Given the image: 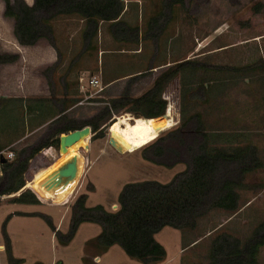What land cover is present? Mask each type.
I'll list each match as a JSON object with an SVG mask.
<instances>
[{"label":"rangeland","instance_id":"374dc122","mask_svg":"<svg viewBox=\"0 0 264 264\" xmlns=\"http://www.w3.org/2000/svg\"><path fill=\"white\" fill-rule=\"evenodd\" d=\"M121 1L125 19L130 25L140 27L143 41L141 53L132 51L140 49L137 44L120 43L113 37L104 39L103 44L95 38L90 44L82 40L78 42L75 38L69 69L40 68L49 85L47 97H43L41 87H46V83L35 78L36 68L25 69L20 64L18 47L23 45L15 36L16 19L7 14L8 7L12 8L15 0H0V55L17 57L0 67L1 148L12 151L14 159L21 151L29 152L47 141L51 142L55 118L29 112L26 103L34 106V101L45 100L50 105L56 103L61 109L63 104L75 100L66 114L69 121L77 124L96 120L103 115L105 108L111 111L100 123L99 130L104 132L102 137L93 139L96 132L90 127L91 136L87 137L82 132L81 141L75 144V150L87 164L65 203L44 202L38 197L39 205L12 202L25 190L30 188L34 191L27 181L34 180L47 167L55 168L65 157L67 153L63 145L59 149L48 146L40 150L29 162L24 174L25 187L16 193L0 196V264H14L16 261H21L18 264H142L129 257L119 245L101 251L96 237L102 232V226L92 222L80 224L73 239L66 243L74 217L88 214L76 207L77 202L86 195L87 208L101 205L113 212L120 208L118 197L127 183L146 180L163 184L171 182L187 168L188 146L196 149L197 144L203 141L201 133H196L197 127L208 133H221L219 135L239 134L231 144L255 145L262 166L245 174L242 179L244 188L239 190L240 206L251 202L246 211L235 216L226 210L213 209L198 219L195 230L165 227L157 233L155 239L166 250V258L161 264H209L212 261V244L219 237L238 239L244 246L257 228L264 224V69L242 75L215 69L218 65H245L259 58L264 59V9L257 15L253 14L255 7H264V0H185L184 6H174L172 10L167 8L166 0H141L137 9L135 3H129L130 0ZM127 4L132 5L128 10ZM34 17L35 20L47 21L51 27L55 19H49L40 10L35 12ZM68 17L81 18L77 15ZM153 18L157 19L156 24H153ZM180 20L187 28V51L182 58L177 54L176 44H171V51L166 44L170 36L177 35ZM84 24L86 29L85 20ZM52 33L41 39L53 44ZM76 33L79 37V31ZM5 40L14 41V44ZM99 47L109 50L101 53L97 64L103 73L102 85L105 89L99 92L90 87L86 91L87 87H84L81 90L87 78L96 75L92 69L82 75V69L91 67L89 62H92ZM187 60L207 64L208 71L200 69L194 76L185 72V92H182L180 77L166 87L163 98L168 105L161 117L164 125L171 127L160 130L153 119L135 117L126 112L133 107L139 108L133 102L125 109H113L112 101L126 93L138 98L147 92L155 79L168 68L164 65ZM136 70L140 74L126 75ZM82 76L84 81L81 82ZM116 78V82L105 85ZM218 78H225V85H220ZM202 91H206V95ZM189 119H192L190 128H183L187 133H177ZM181 135H185L187 141L183 147ZM111 136L119 138L127 151L119 152L111 146ZM149 136L152 138L148 139ZM144 140L147 142L142 143ZM155 146L163 147L165 154L157 155ZM90 214L97 216L100 212ZM7 239L13 262L6 252ZM259 260L260 264H264V248L260 251Z\"/></svg>","mask_w":264,"mask_h":264},{"label":"trees","instance_id":"16d2710c","mask_svg":"<svg viewBox=\"0 0 264 264\" xmlns=\"http://www.w3.org/2000/svg\"><path fill=\"white\" fill-rule=\"evenodd\" d=\"M166 1L169 10H172L174 6H184L185 4V0ZM8 8V16L16 19L15 36L23 46L35 45L39 39L52 32V27L47 21L35 20L34 14L38 10L43 11L49 19L73 15L83 18L87 23L85 38L90 41L97 34L101 21L112 22V36L116 41L129 44H138L140 41V27L132 26L121 19L124 11V4L121 0H35L32 6L24 0H15L12 8ZM263 9L264 7L261 5L255 7L253 14L257 15ZM152 21L153 24L157 23L156 18H153ZM16 58V56L0 55V66L10 63ZM200 69L208 71L207 64L187 60L171 65L155 79L153 86L140 97L132 98L129 93H126L121 98L113 100V109L116 111L125 109L133 102L139 108L133 107L126 112L132 113L135 117L159 118L165 115L167 110L168 104L163 98L166 87L175 78L180 77L182 92H185V72L192 73L191 76H194L195 72ZM215 69L222 73L242 75L264 69V59L259 58L257 61L245 65H218L215 66ZM217 82L220 85H225L226 79L218 78ZM204 87L203 85L202 88ZM202 92L206 95V91ZM34 102V106L25 104L29 112H37L43 116L49 115L47 116V118L50 117L49 119L55 118L52 127V140L50 143L47 141L32 148L29 152L21 151L13 160L4 162L5 175L0 182V196L16 193L23 189L26 184L24 174L28 169L29 162L43 148L56 146L59 149L62 134L89 126L96 132L93 139L102 137L104 132L99 130L100 123L111 113L109 108H105L103 115L96 120H86L77 124L69 121L66 114L69 105L74 104L75 100H70L69 104H63L61 109L57 108L56 103L49 105L45 100ZM196 116L198 117V115ZM191 120L185 122L182 129L180 128L176 132L185 134L184 132L187 130L183 128H187V126L190 128ZM201 128L197 127L196 133H201L199 134L203 141L197 144L196 149L187 145L189 153V158L185 160L187 168L179 172L171 182L163 184L155 180H146L127 183L118 197L120 208L113 212L105 210L101 205L87 208L85 206L87 196L83 195L78 200L76 207L88 214L74 217L66 243L73 239L79 225L88 221L102 226V232L96 237V243L101 251H107L109 248L119 245L129 257L142 264H159L165 260L166 250L155 239V235L163 228L171 227L181 231L195 230L198 219L213 209L226 210L232 214L239 211L241 209L239 190L244 188L242 182L244 175L262 166L258 148L250 143L233 146L231 141L238 138L239 134L219 135L221 133H208ZM81 132L87 137L91 136V131L88 128L82 129ZM181 136L180 141L183 147L187 141L185 135ZM223 136L225 139L222 138ZM88 142L89 140L86 144ZM82 147L85 150V146ZM155 147L157 155L165 154L166 150L163 147ZM3 150L0 146V151ZM29 189L22 192L18 198H14L12 202L39 205L40 196ZM92 212H100V214L94 216L90 214ZM262 248H264V224L257 228L252 238L244 246L238 239H232L229 236L219 237L218 241L212 244V261L209 264H260L259 254ZM6 252L9 260L13 262L9 239L6 240ZM19 262L21 261H16L14 264Z\"/></svg>","mask_w":264,"mask_h":264},{"label":"crops","instance_id":"0c3cea01","mask_svg":"<svg viewBox=\"0 0 264 264\" xmlns=\"http://www.w3.org/2000/svg\"><path fill=\"white\" fill-rule=\"evenodd\" d=\"M25 1L30 6L34 5V3H35V0H25ZM129 3H135L134 6L137 9V6L140 8L142 1L141 0H130ZM130 5L131 4H127V6H126L127 10L129 9ZM170 18H171V16H170ZM121 19L123 21L129 23L128 20L125 19V12H123V14L121 15ZM168 19L169 18H167V20ZM84 25H85L84 19H81V18L78 19L76 17H68V16L60 18V16H59L58 18L56 17L55 19H53V22H52V27H53L52 28V32H53L52 33V43L53 44H50L47 39H40L38 41L37 45L18 47V49H19L18 51L21 54L20 64L22 65V67L25 69H27V68L30 69L31 67H33V68L35 67L37 70V74H36L35 78L41 83H44V82L46 83V87L45 86L41 87V90H42L41 92L44 93L43 97H47V93L49 92L48 91L49 85H47V79L44 76V74L40 71V68L45 67V70H48L49 68H53V69L56 68V70H58V69H64V70L69 69L71 66V63L73 61V57L71 54H72V50H73L72 44H74L73 41L75 40V38H77L78 42H79V40H82V41L88 42V44L91 43V41L89 39H88L89 40L88 41V40H85V38H84V29H85ZM77 31H79V34H80L79 37L76 36ZM81 31H83L82 35H81ZM186 36H187V28L184 26V23L183 24L181 23V20H180L177 35L175 37L170 36L166 41V44L168 46V51H171V49H172L171 44H173V45L176 44L175 48L178 49V53H177L178 56H180L181 58L184 57L185 53L187 51L186 50V47H187ZM108 37H111V38L113 37L112 36V22L101 21L99 23L97 34L93 37V39L95 38V40H97L101 44H103V40L107 39ZM7 41L14 44V41L5 40V42H7ZM155 41H157V39H155ZM120 43H125V42H120ZM141 43H143V41H142V37H141V33H140V41L137 44L138 46H140V49L135 48V50H132V51H135L134 53H136V54L141 53V51H142L141 50L142 49ZM128 50H131V49H128ZM106 51H109V50L107 48H104V47L103 48L99 47V49H97V51L95 53L94 59L92 60V62L91 61L89 62V63H92L89 65L91 67L83 68L82 69V72H83L82 75L85 73H90L91 69H92L95 71L94 73H96L95 76L101 77L100 80L103 81V79H102L103 73H101V70H99V68H97V64H98L99 56L101 55V53H105ZM174 51H175V49H174ZM175 62L176 63H174V64H177V63L182 62V61H179V62L175 61ZM171 65L172 64L168 63L167 65H164V66L169 67ZM83 66H84V64H83ZM0 67H2V66H0ZM43 69L44 68H42V70ZM66 73H67V71H66ZM132 74H134V75L140 74V71H137V70L132 71V72L127 73L126 75L128 76V75H132ZM121 78L122 77H120L119 80ZM116 80H118V78L109 81L110 83L105 84V85L108 86V85L116 82ZM152 121L157 123V125H158L157 127L160 128V130L164 127L163 126L164 121L162 120V117L153 119ZM62 135L64 136V134H62ZM249 204L241 207V209L233 215L236 216L239 213L246 211V209H248V207H249ZM194 243H192V245ZM159 264H161V263H159Z\"/></svg>","mask_w":264,"mask_h":264},{"label":"water","instance_id":"95a60500","mask_svg":"<svg viewBox=\"0 0 264 264\" xmlns=\"http://www.w3.org/2000/svg\"><path fill=\"white\" fill-rule=\"evenodd\" d=\"M91 131L89 126H85ZM82 128V129H84ZM82 129H78L64 134L63 139L60 136V146H70L77 142L81 137ZM111 146H113L119 152H125L121 148L114 138L109 140ZM4 163L5 160L2 159ZM83 168V157L80 153L73 154L62 162L59 166L48 173L42 180L38 182V187L44 194H47L49 198L57 200L59 199L80 177Z\"/></svg>","mask_w":264,"mask_h":264},{"label":"bare ground","instance_id":"6f19581e","mask_svg":"<svg viewBox=\"0 0 264 264\" xmlns=\"http://www.w3.org/2000/svg\"><path fill=\"white\" fill-rule=\"evenodd\" d=\"M126 116H128V115H126ZM123 117V116H122ZM64 137H65V135L63 136V139H64ZM82 137H83V133L81 132V137H80V139L77 141V142H75V143H73L72 145H70V146H64L65 147V151H66V155H65V157L64 158H62L61 159V161L58 163V164H56V167L57 166H59L62 162H64L67 158H69L70 156H72L73 154H77V153H79L77 150H75V148H74V146H75V144L76 143H78L79 141H81V139H82ZM110 138H114L115 139V141L117 142V144L121 147V148H123V150L126 152L127 150L125 149V147L122 145V143L120 142V139L119 138H115V137H113V136H111ZM110 138H109V140H110ZM38 157H41V155H39ZM43 163V162H42ZM86 164H87V161L85 160V159H83V168H82V171L84 170V168H85V166H86ZM32 165V164H31ZM39 165V164H38ZM45 165V164H44ZM39 167V166H38ZM55 167V168H56ZM54 167L53 168H51V167H47L46 169H44L43 171H41L39 174H37V176L34 178V180H32V181H27V183H29V184H31V186H32V188H33V190H34V192H36L39 196H40V198L44 201V202H48V201H51L53 204H63V203H65L68 199H69V197H70V195L72 194V192L74 191V189H75V186H76V184H77V181H78V179L80 178H78L76 181H75V183L59 198V199H57V200H54V199H51V198H49V196L47 195V194H44L42 191H41V189L38 187V182L40 181V180H42L48 173H50L53 169H55ZM37 169V168H36ZM31 171V170H30ZM82 173V172H81ZM29 174V173H28ZM31 174V173H30ZM29 174V175H30ZM81 176V175H80ZM27 177V176H26ZM30 177V176H29Z\"/></svg>","mask_w":264,"mask_h":264},{"label":"built area","instance_id":"2783aa9c","mask_svg":"<svg viewBox=\"0 0 264 264\" xmlns=\"http://www.w3.org/2000/svg\"><path fill=\"white\" fill-rule=\"evenodd\" d=\"M80 81L81 82L84 81L83 76L80 78ZM84 87H87L86 91H88L90 87L97 89V91L99 92L105 89V86L102 85V81L97 76L88 77L87 82L84 83V85L82 84L81 90L82 89L84 90ZM13 157H14V153L12 151H5V150L0 151V182L2 181L5 175L4 168H3L4 163L2 162V159H4L6 162L8 160H12Z\"/></svg>","mask_w":264,"mask_h":264},{"label":"snow or ice","instance_id":"6c2138e0","mask_svg":"<svg viewBox=\"0 0 264 264\" xmlns=\"http://www.w3.org/2000/svg\"><path fill=\"white\" fill-rule=\"evenodd\" d=\"M163 126H164V127H171V125H163ZM148 131H149V132H151V131H152V129H151V128H149V129H148ZM151 138H152L151 136H149V137H148V139H151ZM143 142H147V141H146V140H144V141H142V143H143ZM137 147H139V144H137Z\"/></svg>","mask_w":264,"mask_h":264}]
</instances>
